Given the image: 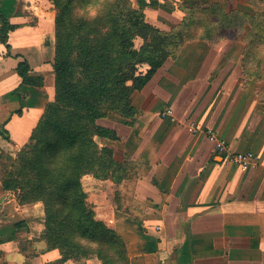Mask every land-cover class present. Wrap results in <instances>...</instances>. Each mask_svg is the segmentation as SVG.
Returning <instances> with one entry per match:
<instances>
[{"label": "crops", "instance_id": "0c3cea01", "mask_svg": "<svg viewBox=\"0 0 264 264\" xmlns=\"http://www.w3.org/2000/svg\"><path fill=\"white\" fill-rule=\"evenodd\" d=\"M26 32L19 26L10 34L12 56L27 59L44 85H23L16 60L5 59L7 49L0 44V149L11 153L28 143L54 99L47 76L54 81L55 25L32 38ZM28 39L37 45L35 64L25 48ZM213 72L205 62L189 76L172 77L161 68L139 93L145 103L132 120L98 121L117 139L96 142L128 162V175L120 183L87 175L81 184L95 218L124 240L129 264H264L263 103L235 80L246 73L239 67L224 73L214 95H202ZM167 110L173 114L162 118ZM210 130L235 151L251 152L249 168L218 157ZM44 231V204H21L0 182V264H102L94 258L63 263Z\"/></svg>", "mask_w": 264, "mask_h": 264}, {"label": "trees", "instance_id": "16d2710c", "mask_svg": "<svg viewBox=\"0 0 264 264\" xmlns=\"http://www.w3.org/2000/svg\"><path fill=\"white\" fill-rule=\"evenodd\" d=\"M51 1L56 10L55 97L46 104L19 152V173L11 172L12 179L3 180L2 187L18 192L21 204H44L43 239L50 249L59 251L63 263L96 258L103 264H129L124 240L95 218L81 181L87 175L115 183L127 177L113 150L96 142L97 137L117 139L115 131L98 121L109 113L121 118L128 117L125 111L130 116L137 113L131 107L133 91L127 82L132 79L133 90L142 91L163 67L162 37L144 33L151 30L142 12L145 0H138L140 10L133 8L131 0ZM2 2L0 44L6 47L4 58L8 59L13 57L10 34L19 26L11 22L7 0ZM80 8L84 9L82 15ZM91 10H95L94 16ZM136 38L145 41L139 50L135 49ZM13 58L23 85H44L43 77L32 74L27 59L21 55ZM141 64L150 68L145 75L136 76ZM25 98L19 96L20 102Z\"/></svg>", "mask_w": 264, "mask_h": 264}, {"label": "rangeland", "instance_id": "374dc122", "mask_svg": "<svg viewBox=\"0 0 264 264\" xmlns=\"http://www.w3.org/2000/svg\"><path fill=\"white\" fill-rule=\"evenodd\" d=\"M145 1L147 5L142 12L151 30H144V33L150 37L156 36V33L161 34V50L158 49L166 57L162 68H165L167 75L179 77L186 72L189 76L192 69L198 68L199 64L205 62L207 68L214 70L207 78L209 85L206 87V93L202 94H206L209 98L215 94L214 90L217 85L223 81L224 73L231 68L239 67L246 73L235 80L243 83L249 90V95L254 96L256 100L259 99L264 107V0ZM131 3L134 9L140 10L138 0H131ZM7 4H9L12 24L27 30L25 33L27 38H32L38 30L45 31V26L48 27L51 23L55 25L56 10L51 0H7ZM83 10L81 8L78 10L80 15L84 13ZM91 11V16H94L95 10ZM15 39L17 42L22 41V38L18 36ZM144 42L143 38H136L135 49L139 50ZM28 43L25 48L34 63L36 58L33 49L37 45H31L32 40L30 39ZM8 60L13 62L12 59ZM149 68L146 64L137 65L135 75H145ZM47 77L48 88L52 89L55 97V76L53 82L50 75ZM188 80L195 82V76H190ZM127 86L133 91L132 109L143 106L145 98L139 93L144 89L142 91L133 90L132 79H129ZM10 97L15 98L16 94H11ZM124 113L128 117L121 118L109 113L108 118L128 123L136 115L130 116L129 111ZM2 136H4L3 133ZM18 155L19 152L11 153L0 149L1 184L3 180L12 179L11 172H16L15 175L19 173ZM13 160L16 163L12 168ZM115 161L118 165L124 166L128 173L127 161L116 159ZM16 195L18 196V192Z\"/></svg>", "mask_w": 264, "mask_h": 264}, {"label": "built area", "instance_id": "2783aa9c", "mask_svg": "<svg viewBox=\"0 0 264 264\" xmlns=\"http://www.w3.org/2000/svg\"><path fill=\"white\" fill-rule=\"evenodd\" d=\"M173 114L172 110H167L162 114L163 118L169 117ZM209 139L215 145V153L224 162L239 166L243 169L249 168L255 160L251 152L240 153L235 151L231 144L223 139H220L213 131L208 132Z\"/></svg>", "mask_w": 264, "mask_h": 264}]
</instances>
